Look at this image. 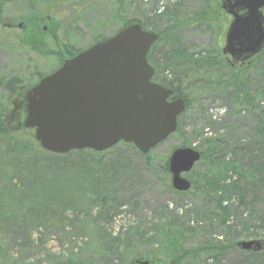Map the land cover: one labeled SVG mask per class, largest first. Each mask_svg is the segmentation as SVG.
Listing matches in <instances>:
<instances>
[{
    "label": "rangeland",
    "instance_id": "obj_1",
    "mask_svg": "<svg viewBox=\"0 0 264 264\" xmlns=\"http://www.w3.org/2000/svg\"><path fill=\"white\" fill-rule=\"evenodd\" d=\"M34 12L47 18L42 51L25 38L31 23L23 18ZM231 19L221 0H0V81L19 79L0 88V115L12 128L29 85L132 22L160 34L149 52L155 70L163 68L155 80L174 86L187 104L180 130L148 155L125 143L95 159L71 154L74 173L61 182L65 197L52 210L44 197L67 168L40 148L34 130L0 141V264H171L168 249L181 254L180 264H264L263 249L239 246L264 241V52L231 66L222 53ZM191 56L218 63L210 69L221 83L210 88L206 67L198 75ZM178 147L201 154L212 147L231 165L201 158L184 175L191 189L176 191L162 167ZM212 174L239 181L222 208Z\"/></svg>",
    "mask_w": 264,
    "mask_h": 264
},
{
    "label": "water",
    "instance_id": "obj_2",
    "mask_svg": "<svg viewBox=\"0 0 264 264\" xmlns=\"http://www.w3.org/2000/svg\"><path fill=\"white\" fill-rule=\"evenodd\" d=\"M221 2L233 18L222 52L245 63L264 48V0ZM159 38L132 23L67 59L26 92L23 127L33 129L35 140L51 153L103 152L120 141L149 153L177 130L178 116L186 109L183 97L169 100L174 89L153 81L155 69L147 55ZM200 159L192 147L173 150L169 170L176 191L191 188L183 175ZM239 246L260 251L264 241H242Z\"/></svg>",
    "mask_w": 264,
    "mask_h": 264
},
{
    "label": "trees",
    "instance_id": "obj_3",
    "mask_svg": "<svg viewBox=\"0 0 264 264\" xmlns=\"http://www.w3.org/2000/svg\"><path fill=\"white\" fill-rule=\"evenodd\" d=\"M23 19H24L25 24L28 23V22L31 23V25H29L30 28L28 30H26L27 32H26V35H25L26 37L25 38L28 41L27 43L31 44L32 48H34L35 50H38V51L41 50L42 48L46 47V38H45V36H43L44 29L41 28V26L43 25L44 22L47 21V18H45L42 14L34 12L31 15H29V17H26V18H23ZM52 20L53 19H51V21ZM53 24H54V22H53ZM128 24H130V23H128ZM44 33H46V32L44 31ZM52 36L56 37V34L53 32ZM263 52H264V49L262 50L261 53H263ZM180 54L184 58L186 56V50L183 49L179 54H175V57H171V59L169 60V67L170 68L173 67V64L177 65V59L180 60V57H181ZM73 56H74V54L70 53L68 58H71ZM191 57L192 58H190L188 60V62H191V64H189V65H192V67L195 68V72H197L198 75L201 74L202 71L205 70L204 68L206 67V72L204 73V74H206L205 75L206 77H203L202 79L204 80V82H206V83H208L210 85V88L212 87L211 84H214L215 86H217V85H219L221 83V81L215 80V77H217V76L214 74L213 69H210V65L214 61H210L209 60V61H207V63H205L206 65H204V62L201 61V59H193L194 57L193 56H191ZM148 61H150L149 54H148ZM213 64H214V67H216L218 65V63H215V62ZM159 65H161V64L158 63V67L156 65V71H155V75H154V80L157 78L158 71L159 70H163V68L161 66H159ZM193 68H191V69L193 70ZM194 76H195V74L194 75L192 74V77H194ZM18 80L19 79H17V78H11V79L7 80L6 83H4V81L1 80L0 81V88L5 86L6 88L8 87V89H13L14 85L18 82ZM158 81H159L158 83H160L161 85L168 87L166 82L161 81V80H158ZM31 86L32 85H29V88ZM207 87H209V86H207ZM171 88H174L176 90V88L174 86H172ZM18 102H20V104L16 103V108H15L16 109V113L18 114V116L15 118V121H14L15 122V126L13 128H12V126H10L7 123V121H5L3 115L2 114L0 115V141H7V142L15 141L18 135H22V133L25 132V129L22 126V120H23V118H24V116L26 114L25 100L24 99L23 100L19 99ZM0 113H2V112L0 111ZM181 116L178 119V129H177V131L180 130L179 121H180ZM127 145H132V144H127ZM115 147H113V148H115ZM113 148H111V149H109L107 151H104V152H95V151H92V150H89V149H85V150H74V151H71L68 154L50 153V154L54 155L55 157L59 158L60 162L58 161V164H62V167L67 168V171L65 172L66 174L64 173V175H62V176L54 177L56 179V181H60V182H57V184H54V186H53L54 187V191L50 192V195H46L44 197L45 198V208H46V210H50L52 208V206H53L52 204H55V203L58 204L60 202V200L62 199V197H65V193H64L65 190L61 187V186H63V185H61V182H63V180H66V179L70 180L72 178V174L74 173V166H75V163L77 161L76 159L69 160V157L71 156V154H78V155L88 154L89 156H91L93 158V157L98 156V155L106 154L107 152L111 151ZM220 153L216 152V151H215V153H213L212 152V147H210V148L205 149L202 152V157L201 158L205 159V160H209L211 158V163L212 164L220 165V164L223 163V165L225 167H229L231 164L230 163H226V161L223 159V156ZM146 155H148V154H146ZM217 155H219V156H217ZM93 159H95V158H93ZM162 168L164 169V172L170 173L169 172V163H168V161H166L164 163ZM210 177L211 178L208 179L209 180L208 182H209L210 186L212 187L213 192L217 195L218 204L222 208L223 201L226 199L227 190L229 188H231L232 186L233 187H235V186L237 187L239 181H236V183L233 182V181L232 182L230 181V184H227L225 182H222V181L226 180L224 177L216 179L215 175H213V174ZM48 184L49 183H43L40 187L43 188L45 186L43 188V190H45L46 187L48 186ZM218 191H220L221 193L218 194ZM237 246H238V244H237ZM263 250H264V247H263ZM168 252H170V255L172 254V256H171L172 257L171 264H180V262L182 260L181 259L182 258L181 254H179L175 250L172 251V249H168ZM247 252L251 253V254H254V253H257L259 251H252L251 250V251H247ZM130 264H135V261L133 260Z\"/></svg>",
    "mask_w": 264,
    "mask_h": 264
},
{
    "label": "flooded vegetation",
    "instance_id": "obj_4",
    "mask_svg": "<svg viewBox=\"0 0 264 264\" xmlns=\"http://www.w3.org/2000/svg\"><path fill=\"white\" fill-rule=\"evenodd\" d=\"M229 63H231V65H234L236 62H234V63H232V62H229ZM240 63H242V62H240ZM172 98H174V97H172ZM172 98H171V99H172Z\"/></svg>",
    "mask_w": 264,
    "mask_h": 264
}]
</instances>
